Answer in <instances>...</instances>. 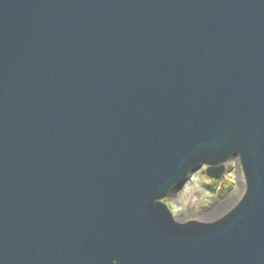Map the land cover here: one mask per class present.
Masks as SVG:
<instances>
[{"label": "water", "instance_id": "water-1", "mask_svg": "<svg viewBox=\"0 0 264 264\" xmlns=\"http://www.w3.org/2000/svg\"><path fill=\"white\" fill-rule=\"evenodd\" d=\"M0 264H264V0H0Z\"/></svg>", "mask_w": 264, "mask_h": 264}, {"label": "rangeland", "instance_id": "rangeland-1", "mask_svg": "<svg viewBox=\"0 0 264 264\" xmlns=\"http://www.w3.org/2000/svg\"><path fill=\"white\" fill-rule=\"evenodd\" d=\"M229 170L219 178L213 179L205 173L206 165L200 167L175 196L164 198L178 220H210L227 210V207L213 216H204L200 211L210 210L227 198L229 205L234 204L243 192L244 176L239 163L229 161Z\"/></svg>", "mask_w": 264, "mask_h": 264}, {"label": "bare ground", "instance_id": "bare-ground-1", "mask_svg": "<svg viewBox=\"0 0 264 264\" xmlns=\"http://www.w3.org/2000/svg\"><path fill=\"white\" fill-rule=\"evenodd\" d=\"M224 208H225V206L218 204V205H215L210 210L200 211L199 213H202L204 216H213V215L217 214L219 211L223 210Z\"/></svg>", "mask_w": 264, "mask_h": 264}]
</instances>
